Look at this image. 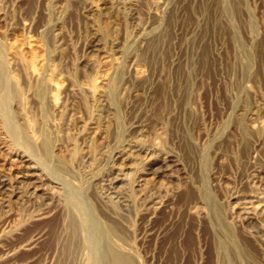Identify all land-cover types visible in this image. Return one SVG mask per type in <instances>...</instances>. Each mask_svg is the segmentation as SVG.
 Returning <instances> with one entry per match:
<instances>
[{"label":"rangeland","instance_id":"1","mask_svg":"<svg viewBox=\"0 0 264 264\" xmlns=\"http://www.w3.org/2000/svg\"><path fill=\"white\" fill-rule=\"evenodd\" d=\"M0 264H264V0H0Z\"/></svg>","mask_w":264,"mask_h":264},{"label":"bare ground","instance_id":"2","mask_svg":"<svg viewBox=\"0 0 264 264\" xmlns=\"http://www.w3.org/2000/svg\"><path fill=\"white\" fill-rule=\"evenodd\" d=\"M114 257L116 258L115 260H117L118 257H117V254L116 253H114Z\"/></svg>","mask_w":264,"mask_h":264}]
</instances>
